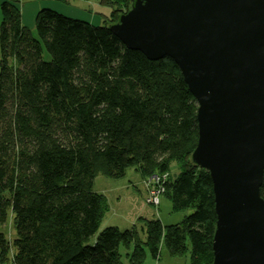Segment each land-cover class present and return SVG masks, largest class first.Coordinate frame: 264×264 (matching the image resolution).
I'll return each instance as SVG.
<instances>
[{"label": "trees", "instance_id": "1", "mask_svg": "<svg viewBox=\"0 0 264 264\" xmlns=\"http://www.w3.org/2000/svg\"><path fill=\"white\" fill-rule=\"evenodd\" d=\"M96 1L110 9L100 23L40 7L37 36L20 0L0 2V223L12 211L17 231L11 242L0 232V263L124 264V246L130 264L160 260L163 247L211 264L213 182L191 157L198 102L173 58L149 59L110 31L131 0ZM130 168L146 180L167 173L163 194L192 213L102 228L109 205L94 180Z\"/></svg>", "mask_w": 264, "mask_h": 264}, {"label": "water", "instance_id": "2", "mask_svg": "<svg viewBox=\"0 0 264 264\" xmlns=\"http://www.w3.org/2000/svg\"><path fill=\"white\" fill-rule=\"evenodd\" d=\"M109 29L174 59L198 102L195 165L213 182L211 264H264V0H131Z\"/></svg>", "mask_w": 264, "mask_h": 264}, {"label": "rangeland", "instance_id": "3", "mask_svg": "<svg viewBox=\"0 0 264 264\" xmlns=\"http://www.w3.org/2000/svg\"><path fill=\"white\" fill-rule=\"evenodd\" d=\"M4 0H0L2 2ZM67 1V0H65ZM66 4L63 0H20L18 4L19 9H21V20L24 24L28 26L30 31H32L34 36H37L36 31V15L41 9L40 7H45L46 5H53L59 7L64 11V13L69 14L74 18H90V9H95L100 11V7H94L92 4L95 2L91 1L92 4L89 6V10H86L87 6L84 3H81L85 0H68ZM63 4V5H60ZM80 4L81 9L75 7V4ZM97 3V2H96ZM49 8V7H48ZM43 9V8H42ZM92 19L95 20V23H100L98 16H92ZM49 59L50 56L48 53H45V59ZM171 174H178L179 169L174 162L171 167ZM152 180V179H151ZM154 182V184H152ZM164 181L156 183V178L154 181H149L145 179L142 175H139L134 169L130 168L125 177L116 179L110 176H105L102 174L97 175L94 180L95 189L100 193L104 194L107 198L109 205V210L106 213V218L103 221L101 227L105 228V224H117L121 228H130L132 219H137L140 215H146L154 217L157 215L163 225L165 224H176L184 219L187 214L192 213L191 210L187 212L175 211L172 206V202L163 194L164 192H159L158 188L161 187ZM151 184V186L149 185ZM157 189V190H154ZM153 190L156 192L157 197H159V205L153 204ZM160 190V189H159ZM137 221V220H136ZM135 221V222H136ZM0 232H3L7 239L11 242L17 235V231L14 227L13 213L10 211L7 221L5 223H0ZM123 248V249H122ZM122 252L125 253L124 246H122ZM163 258L172 259L175 257L169 256L167 248L163 247L162 255ZM172 257V258H170ZM147 258V257H146ZM124 264H130L129 260L126 258V255H123ZM147 261L151 264H155V260L151 257L147 258ZM189 258L187 256L181 257V264H189ZM1 264V263H0ZM4 264H13V262L4 263Z\"/></svg>", "mask_w": 264, "mask_h": 264}, {"label": "crops", "instance_id": "4", "mask_svg": "<svg viewBox=\"0 0 264 264\" xmlns=\"http://www.w3.org/2000/svg\"><path fill=\"white\" fill-rule=\"evenodd\" d=\"M75 1V0H74ZM83 1V0H82ZM95 2L92 4L91 3V1H87V0H85V1H83V2H81V3H84L87 7H90L89 5L90 4H92L94 7H100V9H98V10H100V11H97V10H95V9H93V11L90 13V17L92 18V16L94 15H99V20H100V22L102 21V17H104V16H108L109 14H110V9L109 8H107V7H105V6H102V5H99L98 3H96L97 1L96 0H94ZM61 5V4H60ZM76 6L75 7H79L80 9L82 8L81 6H80V4L78 3H76L75 4ZM87 9V8H86ZM93 20V19H92ZM94 21V20H93ZM144 217H151V216H146V215H143ZM142 215H140L138 218H140V217H143ZM137 218V219H138ZM137 219H132L131 220V222H130V224H128V225H132L133 223H135V221L137 220ZM111 224V223H110ZM110 224H105L106 226L107 225H110ZM116 226H118L117 224H115ZM119 227V226H118ZM120 228V227H119ZM125 253H126V251H125ZM124 253V254H125ZM170 256V255H169ZM148 258V257H147ZM146 258V259H147ZM170 258H172V257H170ZM183 258V257H182ZM146 264H151L150 263V261L148 262V261H146ZM155 264H181V257H175V258H172V259H165V258H163V256L161 257V259L160 260H156L155 261Z\"/></svg>", "mask_w": 264, "mask_h": 264}, {"label": "built area", "instance_id": "5", "mask_svg": "<svg viewBox=\"0 0 264 264\" xmlns=\"http://www.w3.org/2000/svg\"><path fill=\"white\" fill-rule=\"evenodd\" d=\"M156 178V183H159V182H162V181H165V179L167 178V173H164L163 175L161 176H158V175H153L152 177L149 178V181H154ZM152 179V180H151ZM164 183V182H163ZM152 184H154V182H152ZM151 186V184H149ZM160 189V190H159ZM154 190H157V189H154ZM153 190V203L157 204L159 202V197H157L158 195H156V192ZM158 191L161 193V192H164V186L163 184L161 185L160 188H158Z\"/></svg>", "mask_w": 264, "mask_h": 264}]
</instances>
